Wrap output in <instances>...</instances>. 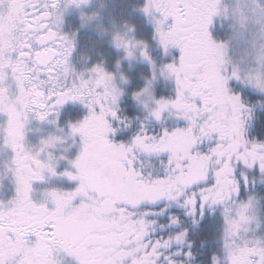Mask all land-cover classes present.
<instances>
[{
    "label": "snow or ice",
    "instance_id": "snow-or-ice-1",
    "mask_svg": "<svg viewBox=\"0 0 264 264\" xmlns=\"http://www.w3.org/2000/svg\"><path fill=\"white\" fill-rule=\"evenodd\" d=\"M89 4L0 0V264H264V221L250 194L264 178V139L249 135L264 107V0L135 5L172 59L157 64L126 22L111 34L121 59L138 53L150 66L130 91L142 108L133 116L121 111L120 60L116 70L71 61L77 34L63 31L64 16L79 9L86 24L98 18L83 10ZM216 17L230 18L237 36L257 26L255 69L232 64L231 38L211 32ZM158 77L173 83V96H153ZM33 122L55 131L33 143ZM51 178L71 187L35 199L33 184Z\"/></svg>",
    "mask_w": 264,
    "mask_h": 264
},
{
    "label": "rangeland",
    "instance_id": "rangeland-1",
    "mask_svg": "<svg viewBox=\"0 0 264 264\" xmlns=\"http://www.w3.org/2000/svg\"><path fill=\"white\" fill-rule=\"evenodd\" d=\"M126 0H121V4H117L116 0H113L110 7H106L104 13H103V21L99 20L98 24V34H105V38L107 41V45L109 47V52L107 53L108 58L101 57L100 54V48L98 46H95L94 42H98L99 38L103 37H79L80 42L76 43V49L71 57V61L74 64V66L77 68V70H81L82 68L88 66L93 61H102L105 64V61L108 60L110 64L112 59L117 62V60H120V72H123V74L127 77L128 71L135 65H145L149 68V75L150 76V66L148 63L144 60H142L138 53L136 56V59L133 60H124L121 59L123 53L122 51H119L115 49L111 44V34L115 32H124L126 29L123 27L125 22L129 25H133L135 28V31L133 33H129V35L135 36L137 39H143L145 41H148L150 44L149 51L150 54L153 56V59L156 61L157 64L160 63H166L170 62L172 59L171 55L168 56H162L160 54V50L155 46V43L151 41V31L152 26L149 23V21L144 18V21H141L140 18H138L137 11H133V8L131 6L126 5ZM227 3H232L234 0H225ZM89 13V12H88ZM136 22V23H135ZM218 28L220 29L218 31V37L220 39H228L231 38V45L228 50V56L231 59L232 64L238 66L243 71H249L256 68L255 61L253 60V50H252V42L254 39V33L257 31V26L253 25L252 23L248 24V31H245L243 35L237 36L236 33L232 29L233 21L230 18L220 17L218 21ZM94 23H88V25L85 27L87 29H84L83 31H89V29H93L92 25ZM137 24H140L139 28L137 27ZM78 38V39H79ZM80 46V47H79ZM106 47V46H105ZM106 49V48H105ZM113 52L115 53V56L113 55ZM117 59V60H116ZM88 60V61H87ZM107 67V64H105ZM108 70H116V65L112 69V67L108 68ZM128 78V77H127ZM165 82L169 88V91L171 93L174 92V89L172 88L173 83L171 81H167L163 79L162 77H158L157 80L153 83L152 86V93L154 96V88L155 85L158 82ZM129 83V81H128ZM144 85V84H143ZM124 88V96H128L131 101L134 103V105L141 109V106L134 101L131 96L127 93L128 84L122 85ZM121 99V101H122ZM121 103V102H120ZM149 103H151L149 101ZM79 106V105H77ZM171 123V121H169ZM32 128H39L40 131H31L28 133V139L35 143L36 140L44 136L48 132H54L55 129L48 124L40 123V122H33V124L30 126ZM60 134V133H57ZM6 159V155L4 153H0V163H2ZM46 187H58V188H69L71 187V183L67 181L64 178H51L47 182L33 185V188L35 190L34 192V198L39 199V195L42 189ZM256 212H258V205H256ZM259 234V232H258Z\"/></svg>",
    "mask_w": 264,
    "mask_h": 264
},
{
    "label": "trees",
    "instance_id": "trees-1",
    "mask_svg": "<svg viewBox=\"0 0 264 264\" xmlns=\"http://www.w3.org/2000/svg\"><path fill=\"white\" fill-rule=\"evenodd\" d=\"M233 1V0H232ZM218 30L216 28L214 29V37H218ZM113 55L115 56V53L113 52ZM116 57V56H115ZM117 60V59H116ZM112 63V69L116 65L115 59L111 61ZM124 72V71H123ZM128 77V88L127 93L129 96L130 91L133 89H138L139 87H142L144 84V78L148 77L149 75V68L145 65H135L133 66L128 73L126 74ZM165 82H158L155 85L154 88V97L160 98L161 96L168 97L173 96L174 92L169 91V88L167 85H165ZM172 88L174 89V85H172ZM64 106V108H66ZM75 109H77L79 112H83L81 106L74 105ZM64 108L61 109V112L63 113ZM121 111L129 116L133 115H139L141 114L142 110L137 108L134 103L131 101V99L128 96H124V98L121 101ZM66 120L71 119L70 116L65 118ZM158 127V126H157ZM249 135L256 137L257 139H264V107L257 106L255 110V118L249 122ZM148 163L152 166L154 169L159 168V163L157 160L153 158H148ZM256 197L257 205H258V215L260 216L261 220L264 221V178L257 177L255 178V187L252 188L251 193ZM244 199L247 198L242 197ZM213 225L217 229L216 233L210 238L211 242L214 243V245L218 248L219 247V227H220V217L217 213L215 215V219L213 220ZM259 234L264 235V227L259 229Z\"/></svg>",
    "mask_w": 264,
    "mask_h": 264
},
{
    "label": "flooded vegetation",
    "instance_id": "flooded-vegetation-1",
    "mask_svg": "<svg viewBox=\"0 0 264 264\" xmlns=\"http://www.w3.org/2000/svg\"><path fill=\"white\" fill-rule=\"evenodd\" d=\"M121 0H116L117 4H121L120 2ZM113 2V0H90V4L87 8L83 9L85 12H96L98 15V18L93 19L92 21H90V23H94L95 24L92 25V27H94L93 29H89V31H83L84 29H87L85 27V25L87 26L88 23L84 24L81 19H80V10L79 9H69V11L65 14L64 16V24H63V31L65 32H72L75 31L76 32V43L80 42V38L79 37H93V38H97V37H103V38H99L98 42H94L95 46H98L100 49V52H102V54H100L101 57H106L108 58V51H109V47L107 45V41H106V36L105 34H98L97 28L99 27L97 23L99 20L103 21V13L106 9V7H110L111 3ZM126 5L127 6H131L132 8L135 5L138 4H142L143 0H126ZM138 13V18L141 19V21H144V16L142 13H140L139 11H137ZM220 17H216L214 18V23L213 26L211 28V32L213 35L214 34V29L216 28V30H218V21H219ZM136 23V22H135ZM140 24H137V27L139 28ZM79 38V39H78ZM77 45V44H76ZM106 46V47H105ZM80 47V46H79ZM106 48V49H105ZM110 52V51H109ZM111 53V52H110ZM105 64H107V68L112 67V64H110L108 62V60L105 61ZM39 182H35L33 185L38 184Z\"/></svg>",
    "mask_w": 264,
    "mask_h": 264
}]
</instances>
